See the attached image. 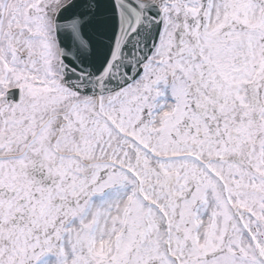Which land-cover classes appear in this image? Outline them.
I'll return each mask as SVG.
<instances>
[{"label":"snow or ice","instance_id":"snow-or-ice-1","mask_svg":"<svg viewBox=\"0 0 264 264\" xmlns=\"http://www.w3.org/2000/svg\"><path fill=\"white\" fill-rule=\"evenodd\" d=\"M0 264H264V0H0Z\"/></svg>","mask_w":264,"mask_h":264}]
</instances>
